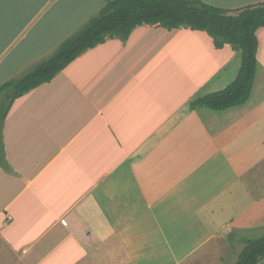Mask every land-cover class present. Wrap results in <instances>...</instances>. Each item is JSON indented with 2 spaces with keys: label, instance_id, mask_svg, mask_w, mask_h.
I'll use <instances>...</instances> for the list:
<instances>
[{
  "label": "crops",
  "instance_id": "0c3cea01",
  "mask_svg": "<svg viewBox=\"0 0 264 264\" xmlns=\"http://www.w3.org/2000/svg\"><path fill=\"white\" fill-rule=\"evenodd\" d=\"M109 1L0 0V261L231 264L264 235V27L250 96L223 110L192 103L238 78L242 51L154 24L14 98ZM81 59L94 72H70Z\"/></svg>",
  "mask_w": 264,
  "mask_h": 264
},
{
  "label": "trees",
  "instance_id": "16d2710c",
  "mask_svg": "<svg viewBox=\"0 0 264 264\" xmlns=\"http://www.w3.org/2000/svg\"><path fill=\"white\" fill-rule=\"evenodd\" d=\"M154 24L169 30L190 28L206 31L216 47L226 43L243 53L238 78L225 90L205 95L192 105L223 110L245 103L251 93L258 63V29L264 27V3L247 6L235 12L201 0H111L100 14L92 18L79 32L64 41L49 59L18 81L8 84L13 97L18 98L42 83L51 81L57 73L76 60L86 49L105 42L108 36L127 38L139 25ZM13 98V99H14ZM264 258V235L251 239L234 264H259Z\"/></svg>",
  "mask_w": 264,
  "mask_h": 264
},
{
  "label": "rangeland",
  "instance_id": "374dc122",
  "mask_svg": "<svg viewBox=\"0 0 264 264\" xmlns=\"http://www.w3.org/2000/svg\"><path fill=\"white\" fill-rule=\"evenodd\" d=\"M231 14H235L234 12L232 13V12H230ZM99 14V13H98ZM98 14H96V15H98ZM11 16H15V15H11ZM3 21H5V18H3ZM88 23V21L87 22H85V23H83L82 24V27H84V25H86ZM114 37H118V38H121V41L120 42H124V44H125V42H126V40L128 39V37L127 38H125L124 36H120V35H114ZM109 62V64H108V68L110 69V71L112 72V70H113V67H112V62H110V61H108ZM134 64H138V63H136V62H134ZM258 66V65H257ZM72 67V68H71ZM70 67V72H94V70H92L91 69V67L89 66V65H85V64H83L82 65V59H81V61H80V66L79 65H74V66H71ZM62 72V71H61ZM98 72H101V71H98ZM86 76V74H82V75H80V77L78 78V80H80V81H78V83H76V84H74L73 86H72V89H73V92H77V91H79L80 89H81V87H82V78H84ZM254 237V236H253ZM247 244H248V242H247ZM247 244H246V246H247ZM245 246V247H246ZM244 246L243 247H241L242 249H244L245 248ZM240 253L241 252H239V254H237L236 253V256L234 257V259H233V261H232V263L234 264L237 260H238V257H239V255H240ZM7 259L6 260H1L0 261V264H14L12 261H11V259H10V257H9V252H7ZM231 263V264H232Z\"/></svg>",
  "mask_w": 264,
  "mask_h": 264
}]
</instances>
